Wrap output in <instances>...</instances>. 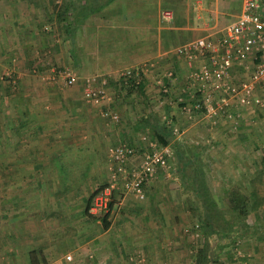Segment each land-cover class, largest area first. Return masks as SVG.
<instances>
[{"label": "crops", "instance_id": "crops-1", "mask_svg": "<svg viewBox=\"0 0 264 264\" xmlns=\"http://www.w3.org/2000/svg\"><path fill=\"white\" fill-rule=\"evenodd\" d=\"M241 11L242 0H0V62H6L17 79L29 76L37 79L33 85L26 79V86L17 88V95H24L32 109L14 125L24 127L23 137L16 144L28 143L23 156L32 157V163L27 167L36 174H62L58 169L74 166L72 161L77 157L85 161L86 170H81L84 177L93 166L94 155L85 150L89 142L88 126H93L94 121L106 125L115 122L102 117L100 112L115 111L128 116L122 108H127V101L137 94L129 87L141 83L142 91L138 94L149 98L153 96L152 86L163 92L157 84L159 78L170 89L174 88L171 92L176 93L175 88L181 87V92L190 93L184 58L175 49L197 38L221 36ZM67 66L77 74L74 85L64 86L61 79L51 80L53 72ZM169 70L173 71L174 78L165 76ZM86 76H94L97 83L105 78L110 99L101 104L88 101L82 92V79ZM128 109L127 113L133 117L129 114L131 121L126 120L134 123L137 120L134 107L128 106ZM121 119L120 115L119 122ZM122 142L129 143L126 140L119 143ZM114 145L105 146L104 162L108 170L105 183L113 171L107 150ZM131 166L129 163L128 168ZM24 167L15 163L13 172ZM162 170L157 168L155 173ZM67 178L68 175L65 179L60 177L59 190H52L57 198L75 196L74 189L66 183ZM120 191L116 188L114 200ZM28 198L24 207H28L30 215L22 211L12 223L15 240L26 237L24 242H19L24 245L19 247L24 258L19 260L14 247L9 248L11 252L7 254L12 256L8 261L32 264L34 254V264H66L60 260L67 254L62 252V245L68 223L63 222L62 229L59 227L58 221L64 217L56 212L58 208L46 214L35 213L36 199ZM53 218L58 220L56 227H53ZM55 228L63 234L53 244ZM86 229H89L87 225L75 226L77 236L84 237ZM110 231L111 225L105 232ZM1 252L4 254V250ZM78 252L82 253V249Z\"/></svg>", "mask_w": 264, "mask_h": 264}, {"label": "rangeland", "instance_id": "rangeland-1", "mask_svg": "<svg viewBox=\"0 0 264 264\" xmlns=\"http://www.w3.org/2000/svg\"><path fill=\"white\" fill-rule=\"evenodd\" d=\"M10 71L6 62H0V264H13L12 261H8L12 256L7 254L11 252L9 248L13 250L15 247V253H19V247H24L19 242H24L26 237L15 240L16 232L12 230V223L15 216L18 220L17 216L21 215L22 211L30 215L28 207H24L28 197L36 199L35 213L46 214L58 208L56 212L65 220L63 218L60 223L53 218L55 220L53 227H56L57 221L61 229L68 223V228L63 232L67 235L63 238L62 245V252L67 254L65 259L60 260L61 262L194 264L193 254L202 243L197 219V209H201V203L186 187L190 185L191 180L184 182L180 177L178 170L180 164L173 154L168 160V167L155 173L144 185L140 196L136 197L124 189L118 192L110 214L112 223L110 233L102 231L100 219L92 220L83 214L88 195L108 178L104 162L105 146L126 140L132 141L136 150L141 152L145 147L142 135L145 134L147 142L153 141L149 136L150 130L133 129V122H128L133 117L127 113L128 106L134 107L133 114L137 120L144 114L160 119H163L164 115L169 119L170 116H175L176 133L173 132L175 138L183 143V147L185 145V148L189 147L199 153L196 163L205 174L213 196L219 201L222 202L225 195L236 186L245 193L249 192L251 188L249 181L259 172H262V176L257 189L260 195H264V161L261 159L264 155L262 112L237 108L239 117L236 118L238 121L236 125L224 118L207 119L200 113L185 109L193 103L189 93L181 92V87L180 90L178 87L175 88L176 93L171 92L169 90L174 88L170 89L169 85L166 92L168 95L160 94L157 87L152 86L153 96L144 98L137 93L131 101H127V108L122 110L126 112L123 114L128 116L130 114L131 118L119 113L122 117L120 122L118 119L106 125L94 121L93 126H88L89 142L85 146L87 149L83 148V151H91L94 154L93 159H88H92L93 166L91 165L83 177L81 170H86L85 161L82 159L80 161L77 157L73 159L74 166L69 165L67 168L66 183L74 189L75 196L57 198L53 191L59 190L60 177L64 179L63 174L34 173L27 167L32 157L23 156L27 152L28 143L22 141L16 144L23 134L18 136L10 132L12 125H17L32 110L28 107L29 101L24 99L25 96L17 95V88L26 86V79L30 80L32 85L36 84L37 79L31 76L23 80L17 79ZM5 124L9 126L8 129H5ZM18 162L25 167L13 172V165L15 163L17 165ZM120 186L118 185V188ZM244 221L248 230L246 235L232 239L229 246L216 247L220 250L216 257L222 264H264V206L261 207V211L249 213ZM79 224L89 227L82 234L84 237L77 236L75 232V226ZM52 231L53 243L62 232H58L59 228ZM79 248L82 249V253L78 252ZM1 250H4V254ZM16 256L14 254V257ZM22 256L18 254L19 260L24 258Z\"/></svg>", "mask_w": 264, "mask_h": 264}, {"label": "built area", "instance_id": "built-area-1", "mask_svg": "<svg viewBox=\"0 0 264 264\" xmlns=\"http://www.w3.org/2000/svg\"><path fill=\"white\" fill-rule=\"evenodd\" d=\"M175 52L184 58L186 83L193 100L190 107L183 106L185 109L211 120L224 118L235 125L239 117L237 108L258 110L264 116V0H242L241 13L224 28L221 36L197 38L177 47ZM165 76L175 77L171 70ZM50 78L61 79L64 86L78 81L77 74L68 66L53 72ZM157 84L168 92L164 79H157ZM106 86L105 78L100 83L94 76L82 79L83 95L94 104L110 99ZM100 115L112 121L119 119L115 111L103 110ZM173 132L176 133V128ZM141 139L145 142L141 152L126 142L108 148L107 159L113 171L109 182L94 197L89 213L99 215L108 210L118 182L122 189L138 197L157 168L168 167L171 148L159 146L154 140L147 142L145 134Z\"/></svg>", "mask_w": 264, "mask_h": 264}, {"label": "trees", "instance_id": "trees-1", "mask_svg": "<svg viewBox=\"0 0 264 264\" xmlns=\"http://www.w3.org/2000/svg\"><path fill=\"white\" fill-rule=\"evenodd\" d=\"M121 88L123 87L121 86ZM129 88L136 90L138 93V91H142V84L140 83L135 87L130 86ZM160 94L168 95L166 92ZM164 116L163 119H160V117L144 114L133 123V129L135 131L141 129L145 131V129H148L150 130L149 136L151 140H154L159 146H169L177 163L180 164L178 169L180 177L184 182L191 180L190 185H186V187L190 189L201 203V209H197V219L199 221L198 228L201 232L202 243L197 246L193 254L194 264H222V261H219L216 257L217 252L220 251L216 247L220 246L224 248L229 246L232 239L246 235L248 230L244 220L249 213L258 210L261 211V207L264 206V195H260L257 189L258 184L261 183L262 172H259L250 179L249 183L251 188L249 192L245 193L239 186H236L225 195L222 202L219 201L213 196L210 186L206 181L205 174L196 163L199 153L192 151L189 147L185 148V145L183 147V143L175 138L173 133L175 128L174 124L176 123L175 116H170V119L166 115ZM8 127L5 124V129H8ZM23 128L12 125L10 132L16 133L19 136ZM129 144L134 146L132 141ZM261 159L264 161V155H262ZM60 171L65 179L68 170L61 168ZM106 184H102L92 190L86 198L83 209V214L90 219H100L102 231L107 230L111 225L110 214L115 204L114 195L116 189L112 192V198L106 212L94 215L89 213V209L94 197ZM118 189L122 190V187ZM31 259L33 261L32 264H34V254L31 256Z\"/></svg>", "mask_w": 264, "mask_h": 264}]
</instances>
